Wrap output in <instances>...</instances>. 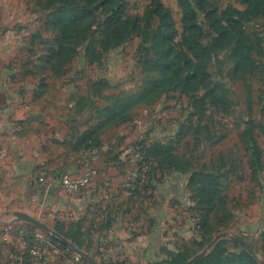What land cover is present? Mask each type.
<instances>
[{
    "label": "rangeland",
    "instance_id": "obj_1",
    "mask_svg": "<svg viewBox=\"0 0 264 264\" xmlns=\"http://www.w3.org/2000/svg\"><path fill=\"white\" fill-rule=\"evenodd\" d=\"M67 6L80 16L73 26L57 20ZM184 6L205 47L244 10L240 0H0V73L29 90L17 105L37 114L12 123L16 170L52 180L30 204L56 235L31 226L48 246L25 257L19 227H0L6 264H91L71 246L98 264H195L216 248L264 264V16L244 24L246 40L213 52L194 83L118 113L161 78L166 47L186 54ZM63 175L89 182L66 193ZM21 179L9 177L10 202Z\"/></svg>",
    "mask_w": 264,
    "mask_h": 264
},
{
    "label": "trees",
    "instance_id": "obj_2",
    "mask_svg": "<svg viewBox=\"0 0 264 264\" xmlns=\"http://www.w3.org/2000/svg\"><path fill=\"white\" fill-rule=\"evenodd\" d=\"M240 3L244 6L243 11H235L233 17L224 21V26H215V30L218 35L209 46H203L200 44L199 38V27L194 23V14L188 6L183 8L184 22L188 24V30L192 31V36L187 44L186 54L174 55L171 53L172 50L166 47L164 53L165 58L169 60L167 65L160 67L161 78L146 82L141 92L134 97L128 99V103L118 113L124 112L135 104L136 101L145 98L149 95L160 94L166 90V88L181 84L189 85L194 83L196 74L198 73L201 66L208 61L213 52L221 51L226 46L234 41L239 44L240 42L247 39L243 31L244 24L253 21L258 16H264V0H240ZM56 15H61L57 20L60 23H66L69 26H73L78 22L75 19L78 16L74 11V8L67 6V9H60L61 13L58 12V8L55 10ZM84 14V12H83ZM79 14V15H83ZM87 15V14H86ZM190 17L188 19L185 16ZM75 17V18H71ZM229 37V38H228ZM163 46V45H162ZM166 46V45H165ZM85 148L90 149L93 145V140H85ZM27 232L25 236L26 240V255L29 256L28 249L35 245V240L32 236L33 228L31 226H20ZM55 249L61 248L55 240L49 241ZM50 248V247H49ZM52 250V248L50 249ZM66 250V248H61ZM29 260V259H27ZM23 261V264L27 262ZM1 264V263H0ZM195 264H257L255 260L246 253L240 254H228L224 250L214 249L206 258L198 261Z\"/></svg>",
    "mask_w": 264,
    "mask_h": 264
},
{
    "label": "crops",
    "instance_id": "obj_3",
    "mask_svg": "<svg viewBox=\"0 0 264 264\" xmlns=\"http://www.w3.org/2000/svg\"><path fill=\"white\" fill-rule=\"evenodd\" d=\"M28 92L29 90H26L24 93L21 91L20 94L19 92L13 90L5 71L0 73V107L4 108L8 116L7 125L4 128H0V150L5 151V157L0 160V207H2L0 210H3L0 216V218L3 219L0 221V227L4 228L11 226H33L32 224L19 219L17 214H25L31 218H34L32 213L34 206L30 204V200L32 197H35L39 198L41 201V197L43 195L42 189L39 188L40 190L38 192L27 186V182L31 179L30 175H28L30 174L29 172L16 170L17 168H20V164H18V162L19 157L23 155V151L21 149H17V147L14 146V138L10 133L12 123L18 121L22 124H25L30 119L36 118L37 116L36 112H34L33 105H17L20 100H25V98H27L26 95ZM21 102L23 101H20V103ZM11 153L12 156L10 157ZM9 177H22L21 180L24 183V187L18 190L20 192H17L18 197H20V199L17 201L19 205L16 202H10L7 198L9 194L8 192H11L12 188L6 187H8L7 185L13 183L9 180ZM48 179L52 184V180H50V178ZM0 263L6 264L1 258ZM58 263L59 262L57 261L55 264ZM17 264L23 263L20 262ZM25 264H39V262L27 260Z\"/></svg>",
    "mask_w": 264,
    "mask_h": 264
},
{
    "label": "built area",
    "instance_id": "obj_4",
    "mask_svg": "<svg viewBox=\"0 0 264 264\" xmlns=\"http://www.w3.org/2000/svg\"><path fill=\"white\" fill-rule=\"evenodd\" d=\"M8 123V116L4 110V108L0 107V128H4ZM5 157V151L0 150V160ZM30 182L33 186L38 187L42 189L43 191V197L47 196V193L51 187V183L49 179L46 176H34V178L30 179ZM89 182V176L84 175L81 176L80 178H73L69 175H63L60 178V186L62 190L66 193H77L80 190L84 189ZM20 228V229H19ZM16 233L19 235V243L26 247V240L25 236L27 234L26 230L22 227H19ZM6 230L0 229V237L6 235L7 232ZM32 236L35 240V245H33L31 248L28 249V254L31 257H42L45 254V251L43 250L44 247L48 246V243L43 240V238L37 234V233H32ZM79 261V257L75 256L73 258V262L76 263Z\"/></svg>",
    "mask_w": 264,
    "mask_h": 264
},
{
    "label": "water",
    "instance_id": "obj_5",
    "mask_svg": "<svg viewBox=\"0 0 264 264\" xmlns=\"http://www.w3.org/2000/svg\"><path fill=\"white\" fill-rule=\"evenodd\" d=\"M18 218L21 219V220H24L30 224H32L33 226L37 227V228H40V229H43L49 233H51L52 235L56 236L50 229H48L44 224L40 223L39 221H37L36 219L34 218H31L30 216H27L25 214H17ZM64 243H66L67 245L68 242L64 240ZM75 253L79 256V257H82L84 258L85 260H87L89 263L91 264H98L97 262H95L92 258H90L88 255H86L84 252H82L81 250L77 249V248H74L73 246H71ZM197 260V258L189 261L187 264H193L195 261Z\"/></svg>",
    "mask_w": 264,
    "mask_h": 264
}]
</instances>
